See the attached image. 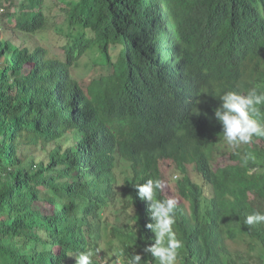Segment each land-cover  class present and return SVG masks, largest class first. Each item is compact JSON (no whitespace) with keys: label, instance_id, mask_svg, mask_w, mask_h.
Here are the masks:
<instances>
[{"label":"trees","instance_id":"16d2710c","mask_svg":"<svg viewBox=\"0 0 264 264\" xmlns=\"http://www.w3.org/2000/svg\"><path fill=\"white\" fill-rule=\"evenodd\" d=\"M47 1L0 0V264L264 255V0ZM162 132L183 177L147 220L136 196L162 186L143 154Z\"/></svg>","mask_w":264,"mask_h":264},{"label":"rangeland","instance_id":"374dc122","mask_svg":"<svg viewBox=\"0 0 264 264\" xmlns=\"http://www.w3.org/2000/svg\"><path fill=\"white\" fill-rule=\"evenodd\" d=\"M55 0H49L47 1V5H53L55 4ZM55 9H53L51 11L50 14H55ZM1 20V19H0ZM6 21V20H5ZM56 27H60L62 25H64V22L62 21V19H57L56 21ZM42 34H44L45 36H47L46 32H43ZM13 38H17V42L13 43L14 45H19V44H24L27 46H33L34 44L39 43L41 44H45L47 41L44 39L45 37H39V36H29L27 34L24 33H19V32H14V37ZM50 51L54 54H59L61 53V51H58L54 45L50 44L49 45ZM98 60L97 55H92V54H88V56H83L80 61L78 62V64L71 70V75L72 78L77 81L78 83H80L81 86H86L88 85V83L90 82V80L92 78H94V74H95V68L93 67V64ZM67 138V137H66ZM228 147L230 146L229 144L227 145ZM66 147V144H65ZM231 147V146H230ZM219 164L220 167L224 166L225 162L223 161V159L219 160ZM173 165L170 162H163L160 165V170H161V174L164 178L165 182H170L171 179H173ZM174 180V179H173ZM175 181V180H174ZM174 181L170 184V187L167 186L165 188V191L168 190L169 194H173V188L175 187V183ZM234 248H239L242 249L243 247H240L238 245H234ZM260 252V251H259ZM257 253V255H255V257L250 261V264H264V255L260 253ZM110 254V258L107 259V261H110L112 264H123L121 262L120 258L115 257V253L113 251H109L108 252ZM163 264H175V262H162Z\"/></svg>","mask_w":264,"mask_h":264},{"label":"clouds","instance_id":"9594fccd","mask_svg":"<svg viewBox=\"0 0 264 264\" xmlns=\"http://www.w3.org/2000/svg\"><path fill=\"white\" fill-rule=\"evenodd\" d=\"M164 140L165 143H162L161 140ZM146 157H152L156 160V164L158 165L159 171L161 173L160 170V165L163 162H170L173 165V179H171L170 182H165L164 178L161 174V190H162V194L159 196V198L157 196L152 195L153 191L148 193V195H145V193H143V191L140 192V195L137 194L136 198L138 199V201L141 204V209L143 210V214L144 217L147 218V220H149V218H153V213H152V209L154 208V204L153 202L159 201L158 203V207L161 209H164L166 207V205H168L169 201H171L174 196H176V190L175 187L173 188V194H169L168 190L165 191V188L167 186L170 187V184L174 181L175 185L177 182H179L180 178L183 177L182 173L177 169L176 170V164L175 162H177L174 157H173V145L172 142L170 140V137L168 136V134L165 132H162V134L160 135L159 141L156 145H154L151 149L147 150L144 152V154ZM219 160L220 158L217 157L215 160V167H220L219 166ZM185 166L186 169V173L187 176L190 178V180L192 182L195 181V183L197 185H202L201 182V178L197 175L199 173V171L197 170V167L195 165V163H184L183 164ZM156 188V187H155ZM159 189V188H158ZM155 217V216H154ZM166 230L164 229L162 231V233H164Z\"/></svg>","mask_w":264,"mask_h":264}]
</instances>
